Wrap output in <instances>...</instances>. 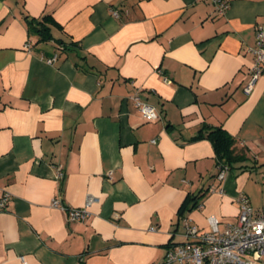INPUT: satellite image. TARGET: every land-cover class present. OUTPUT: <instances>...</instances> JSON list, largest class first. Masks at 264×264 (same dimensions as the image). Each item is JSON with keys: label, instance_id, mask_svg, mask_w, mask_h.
Wrapping results in <instances>:
<instances>
[{"label": "crops", "instance_id": "0c3cea01", "mask_svg": "<svg viewBox=\"0 0 264 264\" xmlns=\"http://www.w3.org/2000/svg\"><path fill=\"white\" fill-rule=\"evenodd\" d=\"M46 14L72 44L32 33ZM259 23L264 0L223 15L212 0H0V264H181L166 253L185 218L234 222L247 171L217 178L196 136L223 126L247 167L264 165V76L244 91ZM136 89L159 119L142 118ZM189 193L202 204L180 216ZM55 198L91 200L90 215L70 220Z\"/></svg>", "mask_w": 264, "mask_h": 264}, {"label": "built area", "instance_id": "2783aa9c", "mask_svg": "<svg viewBox=\"0 0 264 264\" xmlns=\"http://www.w3.org/2000/svg\"><path fill=\"white\" fill-rule=\"evenodd\" d=\"M218 14H225L230 8V0H212ZM116 16L118 12L114 13ZM32 43L28 41L26 47L31 49ZM253 55L250 69V80L244 87L245 93H250L255 82L264 76V23L256 26L255 44L249 47ZM57 53L46 57L45 61L53 64L57 60ZM168 81V79H165ZM139 89L132 92L128 98L138 108L145 121H155L160 115L157 109L143 101L139 95ZM152 142H156L155 139ZM58 178L63 177L61 167L57 169ZM227 165L220 167L219 179H224L228 173ZM10 199V194L5 193L0 199V209H4ZM236 200L239 205L237 219L228 222L221 229L219 220L211 217V230L202 231L199 226L185 218L186 240L169 247L166 253V261L179 262L181 264H264V206L255 208L248 196L240 192ZM88 200L83 208L63 206L58 198L52 201L53 207L61 208L70 220H85L90 215ZM155 230V228H151Z\"/></svg>", "mask_w": 264, "mask_h": 264}, {"label": "trees", "instance_id": "16d2710c", "mask_svg": "<svg viewBox=\"0 0 264 264\" xmlns=\"http://www.w3.org/2000/svg\"><path fill=\"white\" fill-rule=\"evenodd\" d=\"M30 24L32 33L38 35L39 41H49L54 39L59 44H64L63 47L66 46L65 44L73 43L68 42L63 37L58 38L54 36L53 28L57 27L58 24L51 14H46L41 19L32 21ZM196 137L206 138L212 143L215 152L216 165L218 167L217 177L220 167L224 165H227L229 170L235 168L237 165H239V167H246L244 163L248 160L247 148L240 145L238 140L223 126L206 125ZM204 194L205 193H189L181 203L178 209V214L182 216L185 211L200 206Z\"/></svg>", "mask_w": 264, "mask_h": 264}, {"label": "rangeland", "instance_id": "374dc122", "mask_svg": "<svg viewBox=\"0 0 264 264\" xmlns=\"http://www.w3.org/2000/svg\"><path fill=\"white\" fill-rule=\"evenodd\" d=\"M251 162V161H250ZM250 165V164H249ZM239 167L237 165L235 168L230 169L229 172H233L235 175L242 174L243 171H247L248 177H245V187L244 191L248 192L246 194L250 199L252 206L256 208L260 207L261 203L264 201V165L258 167Z\"/></svg>", "mask_w": 264, "mask_h": 264}]
</instances>
